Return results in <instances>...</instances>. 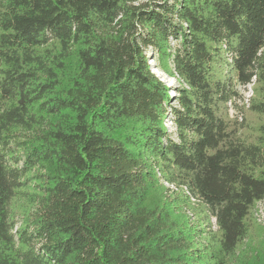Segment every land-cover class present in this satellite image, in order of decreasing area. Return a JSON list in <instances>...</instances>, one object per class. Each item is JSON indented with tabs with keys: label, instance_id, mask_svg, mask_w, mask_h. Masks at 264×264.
I'll use <instances>...</instances> for the list:
<instances>
[{
	"label": "trees",
	"instance_id": "16d2710c",
	"mask_svg": "<svg viewBox=\"0 0 264 264\" xmlns=\"http://www.w3.org/2000/svg\"><path fill=\"white\" fill-rule=\"evenodd\" d=\"M247 113L264 117V0H0V264H264V237L240 251L264 200Z\"/></svg>",
	"mask_w": 264,
	"mask_h": 264
},
{
	"label": "rangeland",
	"instance_id": "374dc122",
	"mask_svg": "<svg viewBox=\"0 0 264 264\" xmlns=\"http://www.w3.org/2000/svg\"><path fill=\"white\" fill-rule=\"evenodd\" d=\"M151 49L149 51V63L152 65L153 72L166 84L170 85V88H173V85H177L175 78L170 76L168 73L164 72L159 64V61L156 57H154L151 53ZM254 84L255 81L251 84L245 85H237V90L239 91L240 97L237 98L235 101L231 100L228 103V113L231 118L236 117L241 121L243 119V111L246 110V108L249 106V100L252 96H254ZM170 95H175V92L173 89H170ZM172 105H177L176 101L172 102ZM244 107L245 110H244ZM243 109V110H242ZM248 121H250L251 125H255L259 122H264V117H260L258 115L247 113ZM166 127L169 128V130H174L172 119L169 117L166 119ZM245 133L249 132V129L243 130ZM174 136V135H173ZM161 186L163 187V190L165 191V195L167 197H175L177 194H186V191L181 187H178L177 185H170L167 181L161 179L160 181ZM183 189V190H181ZM183 213L185 214L187 220L190 224H200L201 226H204V217L206 213L205 206L201 203H199L198 200L195 198L190 199L189 202L186 204H182ZM253 217H254V228L252 230H256V232L252 231L250 238H247L244 245L240 249L242 252H249V250L254 249L253 247H250L249 245H258V242L263 240L264 237V200L257 202L254 211H253ZM211 224L212 229L216 230V219L215 217H211ZM251 248V249H250ZM238 255H240V252H238ZM236 264V263H235ZM237 264H239L237 260Z\"/></svg>",
	"mask_w": 264,
	"mask_h": 264
},
{
	"label": "built area",
	"instance_id": "2783aa9c",
	"mask_svg": "<svg viewBox=\"0 0 264 264\" xmlns=\"http://www.w3.org/2000/svg\"><path fill=\"white\" fill-rule=\"evenodd\" d=\"M168 184H170V185H174L173 183H169V182H168Z\"/></svg>",
	"mask_w": 264,
	"mask_h": 264
}]
</instances>
